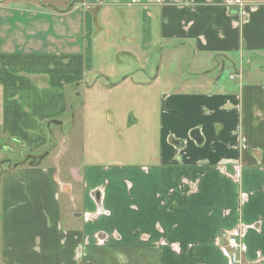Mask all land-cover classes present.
Segmentation results:
<instances>
[{
	"label": "crops",
	"instance_id": "1",
	"mask_svg": "<svg viewBox=\"0 0 264 264\" xmlns=\"http://www.w3.org/2000/svg\"><path fill=\"white\" fill-rule=\"evenodd\" d=\"M0 138V264H264V0H0Z\"/></svg>",
	"mask_w": 264,
	"mask_h": 264
},
{
	"label": "rangeland",
	"instance_id": "2",
	"mask_svg": "<svg viewBox=\"0 0 264 264\" xmlns=\"http://www.w3.org/2000/svg\"><path fill=\"white\" fill-rule=\"evenodd\" d=\"M2 1H7L9 2V6L13 9H18V10H23L24 12H27L30 10V8L35 7L37 5H42L43 3H45L46 0H2ZM56 2L60 3V0H55ZM64 0H62L63 2ZM29 9V10H28ZM15 13H19V12H13ZM51 36H53V33H50ZM34 39H38L42 42V45H48V39L47 36L44 32H36V34L34 35ZM184 53V57L183 59H187L189 56L188 52L183 51ZM171 58L175 56V54L173 53V55H169ZM181 59V58H179ZM165 60V59H164ZM216 60L212 59V62L214 63ZM161 62H163V59L161 60ZM176 62V61H175ZM226 61H224V64ZM174 64V63H173ZM179 64V70H175L177 72V74H179V71L187 74V71L185 68H188L187 64L184 63H178ZM176 66L177 62H176ZM215 68H211L210 69V73L208 74L209 77H219L221 80H226L229 73H233V67L231 66V68L226 71L225 69H221L217 66H214ZM209 69V68H208ZM193 77H198V75L196 74L193 75ZM192 78V75H191ZM80 99V100H79ZM78 100H76L72 105H73V109H75L76 107H81V98L79 97ZM80 103V104H79ZM79 107V108H80ZM138 109V108H136ZM67 116V117H66ZM62 117L63 119L60 120L62 124L60 125H56L52 122V130H54V137L59 136V145L61 144L62 146L66 147V152L64 155L60 156L58 163L60 162L61 164H63L64 161L66 160H71L74 163H78V161H81V158L83 156L84 153H86V151L88 150V146L86 145V142H89V136H91L90 133V129H88V133L86 132V129L84 130V132L82 131V127L81 124L79 123V120L76 119L75 122H71V115L70 112L69 114L67 113V115ZM101 120V119H100ZM55 121V120H54ZM84 129V127H83ZM62 142H66L65 144H62ZM7 141L4 140L3 138H0V145H3V150L0 151V156H2V158H0V162L1 161H5L7 159H10L12 161H18L20 159L19 154L21 153V144H17L14 142H8L10 144L11 148H6L5 146ZM6 144V145H5ZM58 145V146H59ZM60 145V147H61ZM60 147L57 148V150H54V147L51 148L52 150H50L49 148L47 150L42 151L39 156L43 155L44 153H48L49 150L51 151L49 155H44V159L43 164H48L50 163H55V161L53 160V155L56 151H61L62 149H60ZM60 149V150H59ZM84 159V156H83ZM5 163V162H4ZM1 164V163H0ZM64 165V164H63ZM226 234V232H222L221 234H219V237L225 241V243L223 241H221L219 238H217L216 243H218L219 247L222 249V251H224L226 253V255L228 256V259L231 263L233 264H243V257H244V248L242 243L239 242V239L237 237L236 238V242H237V246L239 248H241V252L236 254V260L232 261L231 260V250L229 248V244L227 243V240L225 237H223V235ZM233 236L231 234H227L226 236Z\"/></svg>",
	"mask_w": 264,
	"mask_h": 264
},
{
	"label": "built area",
	"instance_id": "3",
	"mask_svg": "<svg viewBox=\"0 0 264 264\" xmlns=\"http://www.w3.org/2000/svg\"><path fill=\"white\" fill-rule=\"evenodd\" d=\"M223 237L226 238L227 243L229 244V248L231 250V260H236V254L241 252V248L237 246L236 238L234 236H226V234L223 235Z\"/></svg>",
	"mask_w": 264,
	"mask_h": 264
},
{
	"label": "water",
	"instance_id": "4",
	"mask_svg": "<svg viewBox=\"0 0 264 264\" xmlns=\"http://www.w3.org/2000/svg\"><path fill=\"white\" fill-rule=\"evenodd\" d=\"M52 122H53V123H59L58 121H52ZM45 154H46V153H44L43 155L39 156V157H38V160H41Z\"/></svg>",
	"mask_w": 264,
	"mask_h": 264
}]
</instances>
